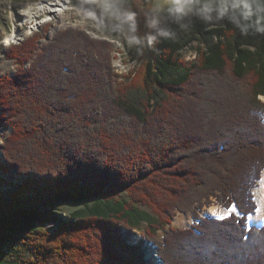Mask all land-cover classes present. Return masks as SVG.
<instances>
[{
	"label": "trees",
	"instance_id": "16d2710c",
	"mask_svg": "<svg viewBox=\"0 0 264 264\" xmlns=\"http://www.w3.org/2000/svg\"><path fill=\"white\" fill-rule=\"evenodd\" d=\"M43 38L4 50L18 72L0 77V127L11 129L0 264H149L153 243L163 264H264V227L248 228L264 170V35L197 20L144 57L130 49L136 67L121 82L105 42L68 31L37 53ZM213 197L240 216L201 218ZM178 211L193 229H166Z\"/></svg>",
	"mask_w": 264,
	"mask_h": 264
},
{
	"label": "rangeland",
	"instance_id": "374dc122",
	"mask_svg": "<svg viewBox=\"0 0 264 264\" xmlns=\"http://www.w3.org/2000/svg\"><path fill=\"white\" fill-rule=\"evenodd\" d=\"M96 2L97 0H88V5L93 6ZM83 3L84 0H0V77L5 75L12 77L18 72V64L13 60L7 59L4 53V50L11 45H21L32 36L42 34L45 35V38L38 42L37 53H39L43 45L53 42L58 34L76 31L78 33H84L93 40L105 42L109 46L112 58L111 65L118 76V81L121 82L123 76L127 75L130 70L136 67V63L131 59L130 49L123 40L115 39L113 35L98 27L95 20L84 14L80 10V5ZM182 55L187 61H192L195 58V46L184 50ZM28 67H30V63L27 65V68ZM9 134H11L10 128L0 127V144ZM261 180L262 179L257 183L258 187H260L259 184ZM253 195L255 197V193ZM207 201L208 200H204L205 205L201 210H198V214L201 218L207 219L216 217L213 215L214 213L211 212L212 207H218L220 212L226 214L217 216V218L224 217V219H226L233 214L238 215L236 206H234L236 211L228 215L231 209H224L214 197L209 200V203ZM86 203L87 201H80L63 204V216L68 218L71 212L76 209L84 208ZM257 205L258 213L259 204L257 203ZM141 209L146 211L151 216L152 220H156V216L149 208L141 207ZM178 219L179 222L176 223ZM197 223L198 221L195 220L192 214L178 211L171 225L166 226V229H193ZM249 224L250 226L248 225V228L252 225L251 218ZM147 227L148 225L144 224L142 229L127 234L131 245L135 246L138 243H142V235H144ZM166 234L164 230L155 231V235L160 241H164ZM145 250L146 260L149 264H163L160 260L157 244H150V247H146Z\"/></svg>",
	"mask_w": 264,
	"mask_h": 264
},
{
	"label": "clouds",
	"instance_id": "9594fccd",
	"mask_svg": "<svg viewBox=\"0 0 264 264\" xmlns=\"http://www.w3.org/2000/svg\"><path fill=\"white\" fill-rule=\"evenodd\" d=\"M80 10L138 57L192 31L197 20L210 28L231 25L243 37L264 35V0H97L93 6L84 0Z\"/></svg>",
	"mask_w": 264,
	"mask_h": 264
},
{
	"label": "bare ground",
	"instance_id": "6f19581e",
	"mask_svg": "<svg viewBox=\"0 0 264 264\" xmlns=\"http://www.w3.org/2000/svg\"><path fill=\"white\" fill-rule=\"evenodd\" d=\"M262 175L263 177L261 178L262 180L259 184L260 187H258L257 185L258 189L256 190L257 188L256 187L255 190L253 191V194L255 193L254 199H256L255 200L257 201L256 203L259 204V210H258V213L256 210L255 215H251L249 217V220L251 218V224H252L251 226L258 227V228L264 227V172ZM257 209H258V205H257ZM211 212L214 213L213 215L216 216L215 218H217V216H220V215H226L224 212H220L218 207H212ZM223 218L224 217H219V219H223ZM178 222H179V219L176 221V223Z\"/></svg>",
	"mask_w": 264,
	"mask_h": 264
},
{
	"label": "snow or ice",
	"instance_id": "6c2138e0",
	"mask_svg": "<svg viewBox=\"0 0 264 264\" xmlns=\"http://www.w3.org/2000/svg\"><path fill=\"white\" fill-rule=\"evenodd\" d=\"M236 210H235V208L233 207L230 211H229V213H228V215H231L233 212H235Z\"/></svg>",
	"mask_w": 264,
	"mask_h": 264
},
{
	"label": "water",
	"instance_id": "95a60500",
	"mask_svg": "<svg viewBox=\"0 0 264 264\" xmlns=\"http://www.w3.org/2000/svg\"><path fill=\"white\" fill-rule=\"evenodd\" d=\"M263 172H264V170L262 171V174H263ZM261 178H262V175H261ZM259 183V182H258ZM238 215H240L239 214V212L237 213ZM250 217V216H249ZM224 219V218H223ZM248 225L250 226V224H249V220H248ZM252 227H254V226H251V227H249V228H252ZM258 228V227H257Z\"/></svg>",
	"mask_w": 264,
	"mask_h": 264
}]
</instances>
